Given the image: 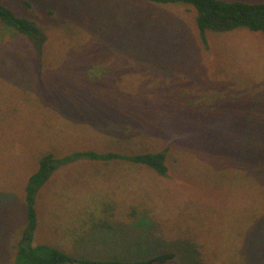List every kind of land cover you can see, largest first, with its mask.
<instances>
[{
	"label": "rangeland",
	"instance_id": "rangeland-1",
	"mask_svg": "<svg viewBox=\"0 0 264 264\" xmlns=\"http://www.w3.org/2000/svg\"><path fill=\"white\" fill-rule=\"evenodd\" d=\"M0 1L46 34L40 62L0 23V264H16L41 154L85 150L166 151L168 175L123 160L62 165L37 193L35 245L95 261L175 251L165 264H239L240 232L262 231L249 219L261 221L253 199L264 204V33L204 41L185 4ZM249 167L252 185L221 181ZM246 255L264 264L257 246Z\"/></svg>",
	"mask_w": 264,
	"mask_h": 264
},
{
	"label": "trees",
	"instance_id": "trees-1",
	"mask_svg": "<svg viewBox=\"0 0 264 264\" xmlns=\"http://www.w3.org/2000/svg\"><path fill=\"white\" fill-rule=\"evenodd\" d=\"M156 5L185 4L196 10V22L200 30V35L206 41V33H226L236 30L246 29L252 32L264 33V1L250 2L245 0H144ZM0 23L12 31L28 37L36 50V56L41 62L43 58V47L46 42L44 29L31 17L18 14L10 6L0 1ZM35 55V54H34ZM259 119L256 120V122ZM261 153V152H260ZM259 153V154H260ZM251 157L252 159L258 157ZM168 154L166 151H108L98 152L95 150L75 151L66 156L60 157L55 152L49 151L39 157L38 169L33 172L25 185V211L26 219L24 225L15 233V238L10 245L15 255L16 264H165L176 257L175 251H162L148 259L134 260L130 262L114 259L95 261L93 259H75L57 246L47 243L34 244V235L38 227V212L36 208L37 193L46 184L52 174L62 165L74 162L79 159H90L94 161L110 162L113 160H123L135 165H142L153 169L161 176H167L169 167L167 165ZM255 167L243 169L239 172L224 173L229 185H252V173ZM247 172V173H246ZM246 173L248 182L239 179V174ZM220 177V176H219ZM250 183V184H249ZM252 216L259 220L256 222L250 218L253 226H259L262 231L254 234L240 232L242 235L241 244L238 249L242 253L239 264H261L260 257L249 262L246 258V249L252 244L259 248V254L264 252V204L258 205V201L251 202ZM263 208V209H262ZM224 229V228H223ZM222 229V230H223ZM222 239L226 230L217 231ZM218 236V235H217ZM229 238H235L230 234ZM221 242L220 244H224ZM232 244V241L229 242ZM159 247V246H158ZM155 248V246L153 247ZM228 248L230 245L228 244ZM235 249V248H234ZM233 249V250H234ZM237 251V250H236Z\"/></svg>",
	"mask_w": 264,
	"mask_h": 264
}]
</instances>
